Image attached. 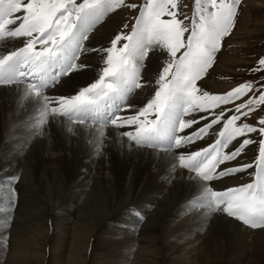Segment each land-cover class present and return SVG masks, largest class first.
I'll return each mask as SVG.
<instances>
[{
	"label": "snow or ice",
	"instance_id": "snow-or-ice-1",
	"mask_svg": "<svg viewBox=\"0 0 264 264\" xmlns=\"http://www.w3.org/2000/svg\"><path fill=\"white\" fill-rule=\"evenodd\" d=\"M241 4L242 0H192L187 15L181 12L182 0L139 4L0 0V87L15 89L18 108L30 104L23 124L29 129L26 141L55 120L68 134L74 135L76 126H82L90 136L88 144L99 155L106 130L112 128L121 146L126 139L129 148L166 153L170 174L177 167L187 171L190 196L182 211L201 213L202 226L221 213L250 229H264V115L255 123L247 122L264 107V83L249 80L223 93H211L198 84L233 31ZM123 8L138 9L134 23H125L107 47L88 48L94 29ZM15 41L20 45L2 46ZM156 49L168 58L154 82L144 81L146 60ZM90 52L101 57L96 78L73 94L49 95L48 89L62 78L89 67L80 60ZM248 71H264V56ZM146 88L152 92L141 106L128 103L134 93ZM209 139L210 143L192 150ZM254 145L257 151L251 161L224 167L245 157ZM244 173L248 182L222 189L214 186ZM18 181V175L0 178V213L15 207ZM11 219L5 216L0 227L6 229ZM6 247L7 237L0 236V248Z\"/></svg>",
	"mask_w": 264,
	"mask_h": 264
},
{
	"label": "bare ground",
	"instance_id": "bare-ground-1",
	"mask_svg": "<svg viewBox=\"0 0 264 264\" xmlns=\"http://www.w3.org/2000/svg\"><path fill=\"white\" fill-rule=\"evenodd\" d=\"M119 12L110 14L94 29L86 42L88 48H99L100 43L109 39L107 26L122 20ZM13 44L19 46L20 41L5 42L2 46ZM164 53L160 49L151 52L142 73L144 81H154ZM80 63L89 67L61 79L48 94L58 95L57 90L61 89L64 95H70L94 80L101 65L100 55L86 53ZM198 84L204 88L214 85L224 88L209 74ZM151 92V88L138 90L129 104L141 106ZM17 100L14 88L0 87V178L19 176L14 185L18 192L16 205L10 213H0L1 223L5 216L11 215L8 226H31L37 223L36 219H43L46 227L49 222L52 230L56 227L62 230L73 215L76 221L72 225L78 226L75 236L84 239L86 246L92 238V248L95 242L114 243L127 255L138 243L135 257L139 264H187L195 257L198 264H211L213 259L222 264H260L258 253L264 247V229H250L221 213L214 214L202 226L201 213H183L190 196L188 173L177 167L170 174L168 154L129 148L126 139L121 146L116 130L108 128L104 147L96 155L82 126H76L74 135L68 134L55 120L50 121L42 134L26 141L29 129L23 124L28 120L30 104L18 108ZM210 141H201L193 148ZM254 148L255 145L249 147L245 157L224 167L251 161ZM248 181L247 173L237 174L214 182V186L222 189ZM139 216L144 218L139 220ZM141 222L144 226L137 234L132 227ZM227 236L232 238L231 243ZM50 237H45V244ZM250 246L254 250L250 254L245 257L238 254Z\"/></svg>",
	"mask_w": 264,
	"mask_h": 264
},
{
	"label": "rangeland",
	"instance_id": "rangeland-1",
	"mask_svg": "<svg viewBox=\"0 0 264 264\" xmlns=\"http://www.w3.org/2000/svg\"><path fill=\"white\" fill-rule=\"evenodd\" d=\"M128 2L139 4L141 0H128ZM184 5L187 7H184ZM191 8L192 0H182L181 12L191 15ZM137 12L138 9H120L119 16L122 20L107 26L110 37L107 41L100 43L99 46L107 47L110 40L122 30L125 23L129 24V26L134 23L132 18ZM180 18L183 19V16ZM163 55L159 59L156 68L159 71L163 66L162 62L168 58L167 54ZM262 56H264V0H242L233 31L222 41L221 50L218 52L215 63L208 73L210 78H216L218 83L221 82L224 84V88L220 89L217 85L207 88L201 85L200 87L211 93H223L249 80L264 83V80L261 79L264 78V71L259 73L248 71L256 65L257 61ZM259 83L257 87H259ZM57 93H59L58 95H64L61 89H58ZM243 99H247V97ZM228 107H232V105ZM261 115H264V107L253 113L248 118L247 122L255 123L257 118ZM196 148H192V150ZM256 151L257 147L255 146V148L251 150V155L254 156ZM69 219V224L62 226L64 227L62 230L56 227V224L54 225L56 228L52 230V225H50L49 222L48 224L46 223L48 226L46 227L43 219H36L35 221H37V223L34 222L35 224L31 226L27 225L21 227V225H9L6 229L0 227V236L7 237V247L0 248V264H139L135 257L138 243L130 248L127 255H124L114 243L111 245H101L95 242L92 248V238L89 240L90 244L86 246L84 239L80 236H75V231L78 228V226L72 225V223L74 224L76 221L75 216L70 215ZM122 223L124 227L126 220L122 221ZM143 226L144 222H141L137 224L136 227H132V229L135 228L137 231L136 233L139 234L138 232ZM52 231L55 232L50 234ZM46 236H51L50 239H52L50 241L46 240L45 244ZM16 238H18L19 241ZM228 239L231 243L232 238L227 236V240ZM227 244V247L230 246L229 243ZM251 249L252 246H250L249 249L240 250L238 254L241 257H245L247 254H250L251 251H254ZM259 249V263L264 264V247ZM91 252L92 254L90 256ZM70 257H72L73 260ZM190 261L191 262L188 260L187 264H196L198 260L195 257L191 258ZM211 264H222V262L213 259Z\"/></svg>",
	"mask_w": 264,
	"mask_h": 264
}]
</instances>
